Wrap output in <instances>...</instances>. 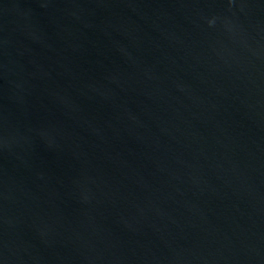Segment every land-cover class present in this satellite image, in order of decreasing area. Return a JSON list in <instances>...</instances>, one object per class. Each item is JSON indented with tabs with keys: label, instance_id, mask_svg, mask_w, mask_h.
Segmentation results:
<instances>
[{
	"label": "water",
	"instance_id": "obj_1",
	"mask_svg": "<svg viewBox=\"0 0 264 264\" xmlns=\"http://www.w3.org/2000/svg\"><path fill=\"white\" fill-rule=\"evenodd\" d=\"M0 264H264V0H0Z\"/></svg>",
	"mask_w": 264,
	"mask_h": 264
}]
</instances>
